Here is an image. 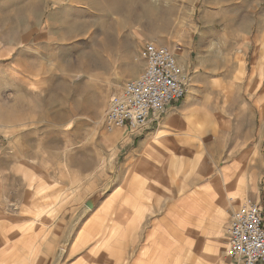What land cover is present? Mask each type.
Returning <instances> with one entry per match:
<instances>
[{"label": "rangeland", "instance_id": "obj_1", "mask_svg": "<svg viewBox=\"0 0 264 264\" xmlns=\"http://www.w3.org/2000/svg\"><path fill=\"white\" fill-rule=\"evenodd\" d=\"M150 41L179 45L188 89L197 83L189 98L198 111L185 124L191 150L186 158L164 150L154 172L168 177L175 199L178 187L219 175L220 165L209 160L217 125L229 129L233 91L249 104L250 126L264 129V0H0V127H13L0 133V237L54 242L53 251L40 244V254L9 253L0 264H115L97 244L111 230L113 212L95 219L94 211L115 185L126 194L147 181L135 165L125 166L129 131H108L105 117L110 98L144 70ZM200 130L208 131L204 142ZM115 131L117 143L108 137ZM256 183L240 203L252 198L264 211V171ZM80 235L90 243L69 242ZM189 248L183 264L193 263Z\"/></svg>", "mask_w": 264, "mask_h": 264}, {"label": "crops", "instance_id": "obj_2", "mask_svg": "<svg viewBox=\"0 0 264 264\" xmlns=\"http://www.w3.org/2000/svg\"><path fill=\"white\" fill-rule=\"evenodd\" d=\"M196 85L197 83L188 89L187 98L170 105L160 120L149 123L139 132L130 133L127 130L130 134L123 136L126 143L133 146L130 147L131 154L125 166L135 165V175L147 183L140 191L130 190L126 194L122 193V185H115L108 198L98 204L94 211L97 214L95 219L106 217L113 212L111 230L108 229L107 235L99 238L97 244L101 249L109 250L107 254L112 253L115 264H183L191 249L189 247H192L194 252L192 264H240L238 259L229 257L227 253L230 220L244 198L242 194H247L250 186L257 187L256 181L264 171V129L250 126L247 119L249 104L243 100L242 91H233L230 94L229 100L231 97L237 98V102L233 104V114L229 113V129L225 130L222 124L217 125V146L209 160V163L220 165L219 175H214V180L202 182L199 187L189 190L178 187L174 199L165 187L168 177L164 173L154 177V172L159 171L160 165L165 162L164 150L175 149L179 157L185 158L191 150L186 143L194 136L186 135L185 124L190 116L198 111L193 102L194 98H189L196 92ZM11 131L13 127L10 125L2 124L0 127L1 135ZM133 136L137 139L136 142L132 141ZM197 136L204 142L208 131L200 130ZM108 137L116 143L122 139L118 131L108 133ZM252 139H255V142L251 145ZM157 143L162 148L159 154ZM0 149H3L1 143ZM3 160L7 163L10 161L7 152ZM143 164L144 168L141 167ZM142 168L146 173L141 172ZM128 173L129 171L126 175ZM213 181L219 184V187H213ZM236 192L240 195L234 200ZM85 206L87 211H90L88 198ZM89 216L88 212L87 220L91 217ZM228 218L229 222H224ZM88 240L89 237L80 235L69 242L90 243ZM137 242L141 245L136 250ZM53 243L50 238L42 241L41 237L36 236H2L0 259L6 258L9 253L19 256L40 254V244L46 245L44 249L53 251ZM187 243H190V246Z\"/></svg>", "mask_w": 264, "mask_h": 264}, {"label": "built area", "instance_id": "obj_3", "mask_svg": "<svg viewBox=\"0 0 264 264\" xmlns=\"http://www.w3.org/2000/svg\"><path fill=\"white\" fill-rule=\"evenodd\" d=\"M180 49L154 41L144 45V70L110 98L105 117L108 131L142 130L186 97L190 78L179 63ZM227 253L240 264L264 263V211L252 198H245L232 214Z\"/></svg>", "mask_w": 264, "mask_h": 264}, {"label": "bare ground", "instance_id": "obj_4", "mask_svg": "<svg viewBox=\"0 0 264 264\" xmlns=\"http://www.w3.org/2000/svg\"><path fill=\"white\" fill-rule=\"evenodd\" d=\"M118 212V211H117ZM129 213V212H128Z\"/></svg>", "mask_w": 264, "mask_h": 264}]
</instances>
